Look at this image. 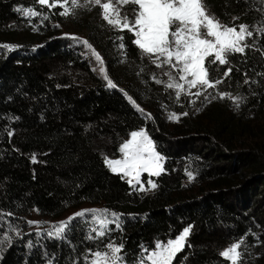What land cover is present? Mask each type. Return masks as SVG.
<instances>
[{
  "label": "trees",
  "instance_id": "16d2710c",
  "mask_svg": "<svg viewBox=\"0 0 264 264\" xmlns=\"http://www.w3.org/2000/svg\"><path fill=\"white\" fill-rule=\"evenodd\" d=\"M205 2L223 25H247L253 35L244 53L212 67L211 78L222 83L177 98L165 85L169 67L158 71L132 43L133 33L110 26L98 6L80 10L71 23L101 54L116 88L47 22L39 30L24 27L20 10L41 13L44 6L0 0V45L15 46L0 56V214L34 211L55 219L89 205L119 214L121 225L96 237L81 216L62 239L13 241L0 264H87L89 250L104 251L109 242L123 244L124 264H136L142 250L189 225L178 264H230L220 252L241 241L237 264H264V127L254 128L264 121V0ZM55 15L61 24L69 19ZM173 113L177 120L168 118ZM141 128L163 158L151 193L133 189L104 164Z\"/></svg>",
  "mask_w": 264,
  "mask_h": 264
},
{
  "label": "snow or ice",
  "instance_id": "6c2138e0",
  "mask_svg": "<svg viewBox=\"0 0 264 264\" xmlns=\"http://www.w3.org/2000/svg\"><path fill=\"white\" fill-rule=\"evenodd\" d=\"M41 6L56 7L59 0H36ZM69 0H64L68 3ZM94 6L102 9V19L110 26L120 30L133 33L132 43L137 46L143 56L148 57L157 68L163 69L168 66L171 70L179 73V79L185 81L189 89L200 87L204 91L215 88L222 80L211 78V69L213 66L227 65L229 55L232 53H244L248 45L242 44L246 36H252L253 33L248 30V26L240 24L237 27L223 25L214 14L211 13L205 0H86ZM72 6L79 7L80 0H71ZM131 5L130 14L126 11V6ZM63 7V4H60ZM19 11V9H18ZM25 15L37 16L39 13L32 9L24 10ZM68 15L69 9L65 8L60 13ZM47 19V17H45ZM236 19V17H233ZM261 30H264L262 27ZM74 39H79L73 37ZM123 40V37H120ZM83 44L92 49V55L99 62V71L107 81L109 88H116L117 85L109 78L104 62L101 56L92 48L87 40ZM11 50L12 45H0ZM124 48L123 43L120 44ZM232 69L228 68L223 73L227 77ZM168 76L169 82L166 84L168 89H176L177 98L184 91V85L175 82L170 72H164ZM156 83L163 81L156 79ZM247 83V81H245ZM202 93L197 91L194 95L199 96ZM127 96V93H125ZM221 99L228 93H219ZM215 98V97H213ZM129 101L135 105L132 97ZM239 98H233L234 102ZM138 111L143 112L138 105H135ZM239 105L237 104V107ZM186 115V113H185ZM170 120H177L176 114H170ZM12 135L11 132L8 133ZM118 151L122 154V159H110L104 157V164L114 174H122L121 178L127 177L128 184L137 191H145L144 184L140 180L141 173H148L149 176H159L163 171L161 166L162 157L156 151L153 140L143 129L132 131L129 138L124 140ZM35 161V157H33ZM191 178V174H189ZM150 189H155L157 184L151 180L147 181ZM139 185V188H136ZM85 212L93 213V220L99 225V230L93 228L97 237H103L109 229L107 225L113 221L107 220V209H92L77 212L66 221L60 222L56 227L55 233L49 232V236L55 235L57 238H63L62 234L66 231L68 225L77 216H84ZM116 217V227L120 228L119 214L112 213ZM29 223H35L30 221ZM191 232V225L185 227L183 231L175 237L169 239L166 243L157 242L154 250L147 256L141 257L140 264L145 261L150 264H173L177 253H180L186 246L187 237ZM90 239L94 237H89ZM5 240L10 242V238L5 236ZM232 243L228 248L220 252V255L232 264H237L241 253L238 251L240 244ZM107 251L89 250V255L85 257L87 264H123L121 252L123 244L109 242L105 245Z\"/></svg>",
  "mask_w": 264,
  "mask_h": 264
},
{
  "label": "rangeland",
  "instance_id": "374dc122",
  "mask_svg": "<svg viewBox=\"0 0 264 264\" xmlns=\"http://www.w3.org/2000/svg\"><path fill=\"white\" fill-rule=\"evenodd\" d=\"M51 2H52V0H50V3ZM60 4H63V7H61ZM80 5L81 6L74 8L71 4V0H69L68 3H64V1L59 2V4H57L56 7L44 6V9H42V12L39 13V15H37V16L25 15L24 10H27V9L20 10V15L23 18L22 22H23L25 28H29L31 30H39V27L43 26L44 23L47 22L49 28H51L50 30L57 31V32L59 31V35L61 37H63L64 39H66L67 47L74 50L85 61H87L91 70L93 71V73L95 75H97L100 78V80L107 85V81L103 78V74H101V72L99 71L100 64L98 61H96L95 57L92 55V49L87 48L82 42L83 40H87L85 37V34H83L78 29V27L76 25L71 23L72 18L76 17L80 10L85 9V8H92V9L96 10L97 6H94L91 3L86 2V0H80ZM65 8L69 9V14L67 15L69 17V19L65 20L64 24L58 23L56 21L57 18H56L55 14L59 13V12L61 13L62 11H64ZM98 8L102 13V9L100 7H98ZM45 17H47V19H45ZM237 30H238V28H237ZM73 37H76L79 39H74ZM242 44L245 45V40L242 42ZM7 49L8 48L0 47V56H1V54H4ZM95 51H96V49H95ZM96 52L101 56V54L98 51H96ZM101 58L104 62L103 66L106 69L105 60L103 59L102 56H101ZM158 71H163V70L159 68ZM168 72L171 73L175 82L184 85V91L181 92V94L191 97L197 91H200L201 93L204 91L200 87L189 89L187 86V83L185 81H181L179 79V73L178 72L173 71L170 68H169ZM168 82H169V78L167 76V81L165 82V85ZM173 90H176V89H173ZM135 108L137 109L136 106H135ZM257 126L264 127L263 118L254 124V128H256ZM257 134H259V133H257ZM128 138H129V136L126 139H128ZM110 159H122V154L119 152V156L117 158H110ZM161 166L163 167V159L161 161ZM155 177L156 176H149V174L146 172L141 173L140 180L144 184V187L146 190L145 191H139V192L151 193L154 189H150V186L148 185L147 181H149V180L153 181V178H155ZM143 178H144V181H143ZM124 180L127 182L128 178L125 177ZM136 188L138 189L139 185H136ZM92 209H102V208H100L99 206L84 205L80 208L70 209L66 213H64L61 217H58L55 219L41 218L34 211L27 214L26 216H16V217L13 215H10L8 213H1L0 214V259L2 258V255L5 252V250L11 245V243L13 241H15L17 239L31 238V237L34 238L35 242L37 240H41L44 237L57 238L55 235L49 236L48 233L49 232L55 233V229H56V227L59 226L60 222L66 221L69 217L74 216V214L77 212H82L84 210H92ZM84 216H86L88 218L89 224H90V226H92L91 230H93V228H96L97 230H99V225L96 224V222L93 220V213L85 212ZM79 217H81V216H77L75 218H79ZM105 218L109 221H113L112 223H109L107 225V229H109L110 227L116 228V217H113L111 214H107ZM30 221H33L35 223H29ZM92 233L95 235V233L93 231H92ZM5 236L10 238V242L8 240L4 239ZM161 243H166V242H161ZM156 244H157V242H155L153 244V248L150 250L149 249L142 250L141 255H140L139 259L137 260L136 264H140L142 255L146 257L149 252H151L152 250L155 249ZM104 251H107V249H105ZM178 254L179 253H177V255ZM224 259H226V258H224ZM227 261L230 264H232L231 261H229V260H227ZM46 264H49V263H46ZM123 264H124V262H123ZM145 264H150V262L145 261ZM173 264H178L177 256L173 260Z\"/></svg>",
  "mask_w": 264,
  "mask_h": 264
}]
</instances>
